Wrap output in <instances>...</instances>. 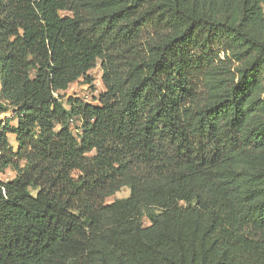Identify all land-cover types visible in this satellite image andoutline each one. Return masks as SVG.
Wrapping results in <instances>:
<instances>
[{
    "label": "trees",
    "instance_id": "obj_1",
    "mask_svg": "<svg viewBox=\"0 0 264 264\" xmlns=\"http://www.w3.org/2000/svg\"><path fill=\"white\" fill-rule=\"evenodd\" d=\"M263 6L0 0V264H264Z\"/></svg>",
    "mask_w": 264,
    "mask_h": 264
},
{
    "label": "rangeland",
    "instance_id": "obj_2",
    "mask_svg": "<svg viewBox=\"0 0 264 264\" xmlns=\"http://www.w3.org/2000/svg\"><path fill=\"white\" fill-rule=\"evenodd\" d=\"M62 14H65V13L63 12ZM0 69H1V63H0ZM87 75L88 77L91 78L90 83H87L85 79L80 78L76 82L71 83L65 90L58 92L63 101H65L67 97H72V98H78L85 103H92L96 105L98 104L96 99L99 93L103 90V85L101 81L102 71L99 66V61L96 63L94 68L88 71ZM0 87H1V82H0ZM0 100H2L1 97H0ZM11 114H12V111L8 110L4 112L2 115H0V119H4L5 117L11 116ZM75 125L72 126V132L75 136H78L80 130L78 131L75 128L76 127ZM9 140L11 144L13 145V147H15L16 143L14 141L13 135H9ZM14 175H15V172L10 167H7L4 169L3 172H0V180L3 182H6L10 180L11 178H13ZM30 191L33 194L35 193V190L33 189H30ZM128 195H129V189L127 187H122L116 192H114L112 195L107 197L105 199V202L110 203L116 199L125 198ZM141 222L143 226H146L149 224V221L147 220L145 215L141 217Z\"/></svg>",
    "mask_w": 264,
    "mask_h": 264
}]
</instances>
